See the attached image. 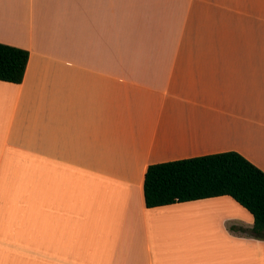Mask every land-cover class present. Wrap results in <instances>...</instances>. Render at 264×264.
<instances>
[{"label": "crops", "instance_id": "1", "mask_svg": "<svg viewBox=\"0 0 264 264\" xmlns=\"http://www.w3.org/2000/svg\"><path fill=\"white\" fill-rule=\"evenodd\" d=\"M0 264H264L228 196L146 208L149 165L264 172V0H0Z\"/></svg>", "mask_w": 264, "mask_h": 264}, {"label": "trees", "instance_id": "2", "mask_svg": "<svg viewBox=\"0 0 264 264\" xmlns=\"http://www.w3.org/2000/svg\"><path fill=\"white\" fill-rule=\"evenodd\" d=\"M29 53L0 43V81L20 84ZM228 196L253 218L251 236L264 240V172L229 151L149 165L143 181L146 208Z\"/></svg>", "mask_w": 264, "mask_h": 264}]
</instances>
